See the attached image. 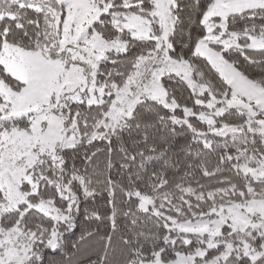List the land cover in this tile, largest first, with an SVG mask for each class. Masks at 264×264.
Returning <instances> with one entry per match:
<instances>
[{"label": "snow or ice", "instance_id": "obj_1", "mask_svg": "<svg viewBox=\"0 0 264 264\" xmlns=\"http://www.w3.org/2000/svg\"><path fill=\"white\" fill-rule=\"evenodd\" d=\"M245 65L264 69V0H0V264H44L76 227L96 190L74 156L91 162L95 141L111 153L114 139L159 125L202 142L206 177L207 157L224 149L220 164L242 183L206 193L176 183L177 195L154 173L146 188L122 189L131 224L143 214L162 231L122 234L114 248L113 211L96 264H264V74ZM181 84L191 107L178 102ZM147 151L140 168L163 155ZM92 217L102 219L84 213ZM141 237L150 248L137 246ZM177 244L173 255L167 246Z\"/></svg>", "mask_w": 264, "mask_h": 264}, {"label": "trees", "instance_id": "obj_2", "mask_svg": "<svg viewBox=\"0 0 264 264\" xmlns=\"http://www.w3.org/2000/svg\"><path fill=\"white\" fill-rule=\"evenodd\" d=\"M256 55V54H252ZM228 58V57H226ZM232 59L239 58L243 61V57L239 53H232ZM258 58V56L256 57ZM197 66L203 67L201 61H195ZM250 76L257 79L264 74V69L258 66H247ZM111 67V66H109ZM207 78V77H206ZM179 91L176 93L178 102L184 106H192V101L187 100L191 94V90L187 89L186 84L178 86ZM201 110V109H194ZM167 111V110H166ZM177 114L182 116V108L177 109ZM203 129L207 128L206 124H200L195 117L190 118ZM219 119V118H218ZM231 120L227 114L223 117V122ZM148 136L147 143L144 136ZM227 139L231 142V137L215 138L217 141ZM91 152H96L95 158L89 162L85 160L84 152L81 151L78 156H74L69 164H75L82 170L87 168L90 174H93V186L96 190L94 197L87 201L81 202L80 212L76 214V227L71 231H64L62 236V245L58 250H46L44 256V264H96L98 253L101 248L100 237L112 232L111 221L107 219L113 211L116 212V231L113 234V247L118 248L122 234H132L133 232H144L150 235L153 232L162 231L157 229L151 219H146L143 214H138V223L133 226L131 218L125 216L124 213L130 208L135 207L134 203H129V198L124 195L123 190H127L130 186L137 188H146L155 180L154 173H159L163 178L167 179L170 184L165 191H176L175 184L181 183L185 187H192L196 190H204L205 193L217 187H227V183L223 181L232 180L234 183H242L234 171H229L230 164H220L219 155L225 150L218 149L212 152L208 157L206 165L208 171L214 173L212 176H204L202 170L197 166L201 163V158L196 156L197 152L203 150L202 142L192 139V134L180 125L172 126H155L147 129L135 130L129 134L125 133L121 140H113L112 149L107 151L108 141H95ZM156 147L157 154L163 152L158 159L149 162L144 168H140L139 152H145V155H154L147 151L148 148ZM126 149L129 156L136 155V160L125 159V153L121 149ZM229 154H235V149H227ZM91 154V153H89ZM109 165H111L109 167ZM123 165V167H121ZM191 166V167H190ZM111 179L116 185L115 188L109 190L106 181ZM110 192L112 194H110ZM179 195V192L176 191ZM114 199L115 209L109 204V200ZM194 202V197L191 198ZM134 201V198H133ZM96 212L102 217L96 220L92 217L89 220L84 219L85 212ZM85 229L95 231L96 235L89 237L85 234ZM63 231V230H62ZM84 237L81 239V237ZM162 243V241H161ZM143 245L150 248L151 244L143 237L139 238L137 246ZM169 251L183 250L185 246L177 244L175 246H167ZM119 252L115 259H119Z\"/></svg>", "mask_w": 264, "mask_h": 264}]
</instances>
